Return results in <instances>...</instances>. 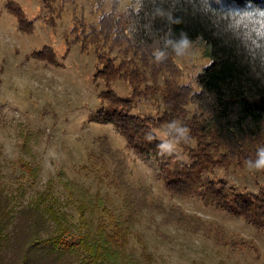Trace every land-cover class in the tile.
I'll return each mask as SVG.
<instances>
[{"label": "rangeland", "instance_id": "1", "mask_svg": "<svg viewBox=\"0 0 264 264\" xmlns=\"http://www.w3.org/2000/svg\"><path fill=\"white\" fill-rule=\"evenodd\" d=\"M6 1L0 0V188L10 202L20 206L39 199L62 212L75 234L88 230L89 235H99V226L111 232L112 216L124 218L125 201L134 203L140 210L127 232L122 264L127 257L132 264H264L263 231L204 202L198 196L201 189L168 191L152 156L126 148L113 125L90 120L105 84L93 80L92 50L67 47L64 37L71 38L67 35L74 20L96 21L94 0H56L54 12H48L42 0H12L32 22L25 33L6 10ZM96 1L100 11L116 13L125 12L132 2ZM206 49L200 42L189 44L173 57L175 68L158 74L157 82L138 80L135 95L119 79L109 86L117 95L132 98L133 114L157 117L162 80L196 89L195 75L209 63ZM121 54L113 46L111 55ZM47 55L49 64L43 59ZM124 56L125 64L130 54ZM181 108L185 118L198 112L191 101ZM169 125L153 129L163 142L179 136L178 123ZM193 145V140L184 144L182 139V153L173 151L184 160L180 157L186 158V148ZM19 161L32 168L31 174ZM177 166L173 163L170 170L174 173ZM203 179L241 192L264 188V170L249 168L248 162L241 167L213 165L201 174ZM221 233L243 243L239 248L226 246L219 242Z\"/></svg>", "mask_w": 264, "mask_h": 264}, {"label": "trees", "instance_id": "2", "mask_svg": "<svg viewBox=\"0 0 264 264\" xmlns=\"http://www.w3.org/2000/svg\"><path fill=\"white\" fill-rule=\"evenodd\" d=\"M55 2L42 0L48 12L55 11ZM94 2L91 11L98 12L96 21L74 20L67 35L71 38L64 37L67 47L77 44L82 53L92 50L93 80L105 84L97 94L100 106L90 120L113 125L126 148L152 156L168 191L201 189L198 196L204 202L264 232V188L241 192L221 181L201 180L213 165L241 167L251 161L254 166L264 149V35L258 15L264 12V0H132L122 13L102 12ZM5 8L16 18L19 30L30 32L32 22L20 5L7 0ZM245 13L254 15L240 20ZM185 40L207 48L209 63L195 75L196 89L162 80L159 115L133 114L132 98L117 95L109 83L119 79L135 95L138 80L157 82L158 74L175 68L173 57L185 48ZM113 46L121 58L111 55ZM124 53L130 54L126 65ZM48 58L52 62L50 55L43 59L49 64ZM189 101L198 112L185 118L181 105ZM173 122L178 123L177 135L186 126L194 141L193 147L186 148L185 160L174 151H163L160 145L165 142L153 131ZM173 163L178 165L174 173ZM27 168L31 174L32 168ZM125 202L127 215L112 216L113 231L99 226V235H89L88 230L75 234L62 212L39 199L16 206L0 188V264H122L127 232L140 210ZM221 236L219 242L231 248L243 243ZM125 261L132 264L128 257Z\"/></svg>", "mask_w": 264, "mask_h": 264}, {"label": "clouds", "instance_id": "3", "mask_svg": "<svg viewBox=\"0 0 264 264\" xmlns=\"http://www.w3.org/2000/svg\"><path fill=\"white\" fill-rule=\"evenodd\" d=\"M188 43L189 42L187 40L183 41L184 47H187ZM169 127H176V122H173V124L169 125ZM178 131L180 133L178 137H174L171 140H166L164 144L160 145L163 151H166L171 154L172 151L175 149L182 153V149L180 147L181 140H184V144H189L191 142V137L189 136L190 130L186 126L179 128ZM162 135L167 136L168 133L166 131H162ZM149 138L151 139V137ZM258 155L259 159L255 162V165L253 166L252 162L249 161L248 167H255L256 170H264V149H261ZM180 158L184 160L186 159L183 155Z\"/></svg>", "mask_w": 264, "mask_h": 264}, {"label": "snow or ice", "instance_id": "4", "mask_svg": "<svg viewBox=\"0 0 264 264\" xmlns=\"http://www.w3.org/2000/svg\"><path fill=\"white\" fill-rule=\"evenodd\" d=\"M253 15H254L253 13H245L243 16L239 18L240 20H251ZM258 15L260 17V22H261V27H262L261 35H264V12L258 13Z\"/></svg>", "mask_w": 264, "mask_h": 264}]
</instances>
